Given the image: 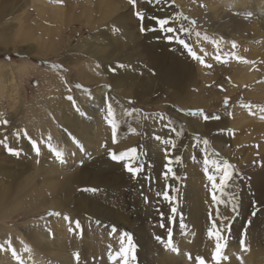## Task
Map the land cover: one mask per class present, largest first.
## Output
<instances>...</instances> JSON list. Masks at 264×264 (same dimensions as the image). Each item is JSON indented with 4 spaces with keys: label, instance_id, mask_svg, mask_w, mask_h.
Masks as SVG:
<instances>
[{
    "label": "rangeland",
    "instance_id": "1",
    "mask_svg": "<svg viewBox=\"0 0 264 264\" xmlns=\"http://www.w3.org/2000/svg\"><path fill=\"white\" fill-rule=\"evenodd\" d=\"M51 1L0 0V140L6 138V143L15 150V143L21 140L31 148L34 140L40 148L39 155L35 151L30 158L28 149L13 155L0 144V258L20 260L19 263L24 264L17 258L19 250L22 255L28 250L32 253L35 248L38 250L39 245L28 234L42 230L41 245L47 249L53 247L55 251L63 245L71 249L74 237L80 236L78 240H82H77L79 260L75 255L72 264H107L108 260L90 257L95 252L92 240L99 230L93 228L97 227L99 219L86 211L77 214L74 206L81 193L90 191L85 189L98 190L113 185L122 189L121 199L125 205L117 207L113 201L101 200L102 208L128 218L132 226L146 231L152 242L159 243L156 237L163 223L166 230L177 231L182 237V246L192 250L189 254L183 250L186 257L198 253V247H192L198 244L196 233L189 234L187 228L180 225L188 217L184 214L182 200L168 203L154 215L146 209V185L141 181L151 158L145 147L137 151L138 163L134 167L143 166V171L135 178L126 171L127 160L113 161L109 150L92 152L96 146L90 144L101 143L99 139L105 134L99 131L108 126L106 117L99 122L100 126L93 123L89 115L96 108V97L103 94L105 99L114 96L142 114L140 133L149 132L146 134L149 139L155 138V134L162 139L171 138L177 146L174 150L171 145H165V149H169L168 155L172 157L173 152H179L181 158L177 167L185 173L179 175L181 183L186 184L184 177H193L192 189L198 196L193 210L197 218L193 222L201 228L200 251L207 252L202 255L205 264H217L212 259L215 238L208 236V229L213 220L219 226L223 217L227 218L224 223L229 228L222 233L226 247L220 264H228L231 258L237 264H264V0H152L151 3L138 0L135 9L129 0ZM136 11L144 14L143 21H138ZM154 18L169 19V26L177 31H160ZM142 26L149 30L141 32ZM181 28L184 31H180ZM119 30L128 33L126 40L118 38ZM178 39H183L196 51L203 63L192 58ZM102 55L106 58L102 59L104 62L99 59ZM217 55L220 60L216 59ZM105 64H111L115 73L123 72L126 78L121 81L127 86L112 85L103 70ZM60 93L65 97L71 95L75 101V105L69 101L71 107L66 108L72 112L67 127L57 123L46 105ZM56 110L55 114L61 117L62 109ZM105 112L107 114V108ZM102 114L98 111L97 118L101 119ZM204 116L210 118L205 120ZM5 120L7 124L3 123ZM46 120L56 129L54 132L45 128ZM76 120L88 127L90 138L95 142L88 140L90 144H87L85 138L71 130L77 128ZM188 120L193 122L194 130ZM99 133L100 137H96ZM203 139L209 141L207 146L203 145ZM102 143H106L105 138ZM128 147L117 152L130 150L131 145ZM54 150L63 154V162L55 156ZM160 152L166 155L164 149ZM103 154H107V160L112 163L109 167L89 164L91 159L97 160ZM214 160L220 164L227 161L233 172L222 197L224 203L219 205L211 199L208 179L209 175L220 176L212 163ZM51 169H59L65 175L71 173L70 176L87 170L94 185L78 181L71 183L72 190L66 193L61 185L62 175L57 176ZM54 178L60 182L57 187L45 186ZM166 182L172 191L173 186L177 188L176 176H169ZM95 193L93 196L98 199ZM53 195L60 200V207L56 208ZM234 203L238 205L236 212L232 210ZM173 206L177 208L175 222L170 219ZM54 212L60 215H49ZM59 218L73 222L68 231H74V235L69 232L66 235L67 229L59 228L56 224ZM76 221H79V229ZM102 227L109 236L117 233V230L113 232L114 222H104ZM92 233L95 234L87 235ZM132 237L135 260L131 264H153L152 253H145L139 261V247ZM57 242L64 243L60 246ZM177 254L178 251H168L163 262H174ZM47 257L43 258L44 264H61L60 258ZM197 257L200 256L193 255L188 263L197 264ZM109 263L123 264L121 252Z\"/></svg>",
    "mask_w": 264,
    "mask_h": 264
},
{
    "label": "bare ground",
    "instance_id": "2",
    "mask_svg": "<svg viewBox=\"0 0 264 264\" xmlns=\"http://www.w3.org/2000/svg\"><path fill=\"white\" fill-rule=\"evenodd\" d=\"M51 2H53V1H51ZM59 8L61 9V7H59ZM61 10H59L58 13H60ZM113 26L114 27H117V23H116V25L113 24ZM118 27H119V24H118ZM123 29H126V28H123ZM118 38L126 40V38H128V33H125L124 31L123 32L120 31V33L118 34ZM101 48H103V47H101ZM91 50H93L92 47H91ZM100 50H102V49H100ZM99 59H101V62H104L102 59L105 60L106 58L103 57V55H102ZM103 70H104V72H106L107 77H108L109 81H111L112 85H114L115 87H118L119 85L127 86V83H124V82L121 81V80H123V79L126 78L125 77V74L123 72H121V71H119V72L117 71L116 73L113 72L112 71L111 64H107L106 66H103ZM128 88H130V87L128 86ZM128 90L130 91V89H128ZM133 90H135V89H133ZM121 92H122V90H121ZM105 94H107V93H105ZM102 95H99V96L96 97V101H97L96 108H95L94 111L91 110L93 113L90 111L91 113H89V115L93 117V119H92L93 123H97L98 125L101 126V124H99V122L102 121V120L105 121L103 119V117H106V115H105L106 112L105 111H106L107 106L104 105V104H106L108 102L112 106L113 111H114V114H115L114 115V119H115V122L118 125L117 135H116V143H113V139H112V127L110 126L109 123H108L107 128L104 126L99 131V132H101V134H105V136H102L100 138L101 140L99 139V141H101V143H98V144L93 139L90 138V135L91 134H89L88 127L87 126H83V124L79 120H76L77 128H74V129H71V130H74L75 133L77 134V136H80L81 138H85L87 144H90L89 141H91V142L94 141L97 145H95V143H91L90 144V145L94 144L93 146H96L95 148L93 147V150H92V152H94V153L104 152L106 150H111V151L117 152V151H119L120 148H123V147H126V146H129L130 147V145H131V148H136L137 151L139 149H141V147H145V149H147V151H149L148 152L149 153L148 157L151 158L149 160V167H147L145 169L144 175H142L143 176V180L141 182H142V184L146 185V192L145 193H146V196L148 197V203H147L148 205H147L146 209H148L154 215L156 213V211H158L160 208L167 207L168 206V203H169L168 201L163 200L162 196H159L158 197L156 195L157 192L163 193V191L165 189V185L168 184L166 182V179L162 175L163 172H164L163 171V168H164V165L166 163V159H165V155L163 156L161 154V152H160V150H163V149L165 150V144L158 143L157 141H155L156 140L155 138L149 139L150 137L148 135L146 136V134L149 133V132L143 133V134L140 133L139 130L141 129V126L139 127V121H141L142 114H139L138 112H136L135 110H133L130 106H128L127 104L123 103L120 99H118V98H116V97H114L112 95H111L112 96L111 98L109 97V100L110 101L107 100V99H105V97L102 96ZM126 95L128 96V94H126ZM46 105L48 107H50V110L53 112V114H54V116L56 118L57 123H60L61 122L66 127L70 125L69 121H70V119H72V117H71L72 116V114H71L72 112H70L69 109L68 110L66 109V108L71 107V105H70L69 100L67 99V97H65L63 94L60 93V95L57 96V98L55 100H53L50 105L49 104H46ZM59 108L62 109L61 112L63 113V115L61 117L59 115L55 114L57 112L56 109H59ZM98 111H101L103 113L102 116H101V119H98L97 118V116L99 115V114L97 115ZM128 113H131V115H129ZM66 115L68 116L67 118H66ZM183 117H184V115H183ZM89 119H90V117H89ZM52 122H53V120H52ZM89 122H91V121H89ZM93 123H92V125H93ZM192 124H193V122L192 121L190 122L188 120L189 127L191 128V130H194L195 127L193 128ZM44 125H45V128H47L49 131L54 132L56 130V129L55 130L53 129L54 127L53 128L51 127V124L49 123L48 120H46L44 122ZM100 126L96 130L100 129ZM91 130H93V129L91 128ZM137 135L140 136L139 139L136 138ZM157 135L158 134H155V136H157ZM94 136H95V134H94ZM96 137H100V133H99V136H96ZM103 138H105V140H106V143L105 144L102 143L103 142ZM66 139H68V138H66ZM95 139H97V138H95ZM15 145H16V148H17L18 152L19 151L20 152H24L25 149H28L29 151L27 152V154L30 156V158H31V156L35 155V150L33 149V147L32 148L30 147V144H27L26 142H24V141L21 140L19 142H16ZM180 147H181V145H180ZM131 148H129V149H131ZM173 153L175 155L173 158L178 157L179 152L175 151ZM169 156L172 157L173 155L170 154ZM179 158H181V157H179ZM107 159H108L107 158V154H103L101 157H98L97 160H92L91 159L90 160L91 163H89V164L96 165L97 167L100 166V168L101 167H109V165L112 164V163H110ZM125 162H128V161H125ZM51 163L52 164H55L54 162H51ZM136 163H138V162L135 161L134 164H133V166ZM179 163H180V160H179V162H176L175 160H173V163L171 165L173 167V170L175 172V176L177 178V188L173 186L174 190L172 191L170 189L169 190V195L172 196V197H174V201L173 202H175V201L178 202V200H182L183 201V204H184V214H186V215L188 214V217L186 218V220L181 221L180 225L184 223L183 225H184V227L187 228V231H188L187 233L192 234L193 231L196 233V241H197L198 244L193 245L192 247L197 246L198 247V251H196V252H198L199 254L198 253H196V254L191 253V254L198 255V256H200L202 258V255H207V252L206 251H200V249H201V246H200V244H201L200 238H201L202 232L200 231L201 228L199 227V224L193 222L194 219L197 218V217L195 218V215L193 213L194 212L193 210L196 207V204H197V199L196 198L198 196L194 192V190L192 189V183H193V179L192 178L193 177L192 178H190V177H187V178L184 177L183 181L186 184H182L181 181L179 180V175L185 174L182 171L181 167H177ZM116 165L118 166L119 164L117 163ZM49 167H52V165H49ZM55 167H57L56 164H55ZM55 167H52V168H55ZM160 168H161V171H160ZM196 169L198 170L199 168L196 167ZM51 170L54 171L55 173H57V176H61L62 175L63 179L61 181V185L63 187V190L66 193H69L72 190L71 189L72 188L71 187V183L73 184V183H77L78 181H82V182H87V185H94L92 183V181H91V178L89 177V174L90 173H88L87 170H81L80 173L73 174L71 176L69 175L71 173L65 175L61 171H59V169H51ZM103 170H104V168H103ZM49 181L50 182L47 185H45V184L44 185L47 186L48 188L53 187V189L55 187H57L58 184L60 183V182H58L57 179H55L54 181H52V180H49ZM196 181H198V180H196ZM171 185H173V184H171ZM97 187H100V184L97 185ZM112 187H115V188H112ZM50 190H52V189H50ZM95 192L98 194V199L93 196V194ZM95 192H90L89 191V192L81 193L78 196L77 200H76V205L74 206V212H76L77 214H81L82 211H86V213H89V214L95 216L96 219H99V221H98L99 223H97V227L96 228L94 227L93 229H99L102 233L99 230H97L96 231L97 232V235H96L97 237L94 238L95 240L94 239L92 240V243L95 245V246H93V247H95V252H94L95 254L93 253L90 256L92 259H94V260L96 259V260H100V261H102V259H103L104 262L106 260H108V263L107 264H110L109 263V260L115 258L116 255L120 251V246H121L120 236L123 233H125V229H127L128 230V233L131 232V236H133L132 238L134 239L135 244H137V246L139 247V256H140L139 261L142 260V257H143V255L145 253H146V255L149 254V253H152L150 255L153 257V260L151 261V263H153V264H190V263H188V260L190 259V257H188V254L192 250L189 249V248H187L186 246H182L181 245V244H183V241L180 240L182 237H179V234L177 233V231H172V241H173V245L172 246L174 248H176V249L178 248V254L176 256V260L174 262H172L170 260V261H167L166 263H164L163 262V258H165V256L167 258V252L168 251L169 252L172 251V248H169L166 245V241L168 239V230H166V226L165 225H164V227H160L159 232H158V235H157V236L162 237V239H163L164 242L163 243L161 241H159V243L152 242L151 241V238H150L151 236L146 231H144L143 229H141V227H139V226H132L130 224V221L128 220V218H123L124 216L123 217H120V216L116 215L114 213V211H112L110 209L102 208L103 207L102 206V203L103 202L105 203V202H110V201H113L114 204H116L117 207H121L122 205H125V204H122V199H121L122 189L119 186H115V185L109 186V187L108 186L107 187L104 186V188L102 187V189L100 188V189L96 190ZM52 197H54L53 200L55 202L54 204H56V208L57 207H60L62 205L61 202H60V200L58 201V198L55 195H53ZM101 200L103 202H101ZM148 210H146V211H148ZM146 211H145V213H146ZM134 217H135V215H134ZM153 217H152V219H153ZM147 218H149V217H147ZM59 219L56 221V224L59 225V228H60V226H62V227H64V228L67 229V231L64 232L65 234L67 232H69L70 234L74 235V233H73L74 231L73 232L68 231V230L71 229V227H69V225H72L73 222L71 220L65 221V219L64 220H62V219L59 220ZM108 220H110V221H108ZM111 221H113L115 223L117 233H114V235L109 236L108 233H107V230L102 227V224L104 222L113 223ZM95 233L87 234V235L88 236H91V235H94ZM41 234H44V232L42 230H39V232L36 233V234H35V232L33 230V232L31 231V234H28L29 238L32 239V240H34L39 245L40 248H38V250H35V249H37V248H35L34 251H33V253L31 252L32 250L31 251L28 250V251H26V255H22V250L20 249L19 250L18 257L17 256L16 257L19 258V259H21V260H23V263L24 264H30V263H32V264H44L43 258L44 257L48 258L47 256H49V257L51 256L53 258V260H55V258H60V263L61 264H72L73 257L79 251L77 249L78 248L77 240L80 239V236H79V238L72 236V237H74V244L71 245V247H70L71 249H69V250H68V248L67 249L65 248L67 246H65V247H63L64 245L62 246V244L64 242L62 244L60 242H57V243L61 244L60 246H62V247L59 248V250L55 251V250H52V248H53L52 246H51L52 248L50 247L51 249H47L48 247L41 245V243H42V239H40ZM60 235H62V234H60ZM68 236H71V235H68ZM84 236H85V234H84ZM62 237H63V235H62ZM53 241H55V240H53ZM83 243H84V241H83ZM89 243H91V242H89ZM81 244H82V242H81ZM125 246H127L126 242H125ZM183 250L186 251V252H188L187 257L185 256V253H184ZM29 254H31V255L29 256ZM8 257H10V256L8 255ZM19 261L18 260H14V259L8 260V259H5V257H1L0 258V264H20ZM138 264H141V263L139 262ZM210 264H212V263H210ZM228 264H237V262H236V260L234 258H231L230 261L228 262Z\"/></svg>",
    "mask_w": 264,
    "mask_h": 264
},
{
    "label": "snow or ice",
    "instance_id": "3",
    "mask_svg": "<svg viewBox=\"0 0 264 264\" xmlns=\"http://www.w3.org/2000/svg\"><path fill=\"white\" fill-rule=\"evenodd\" d=\"M149 3L152 2V0H148ZM137 3L138 0H129V4L131 5L132 8H136L137 7ZM135 16L137 17L138 21H143L145 19V16L142 12L140 11H136L135 12ZM156 19V24H158L159 26V30L165 33H174L177 31V29L169 26L170 24V20L167 18H154ZM194 23V22H193ZM149 29H147L146 27H141L140 31L141 32H145L148 31ZM180 31H184L183 28L180 29ZM197 35H199L197 33ZM168 39H172L171 36L168 37ZM178 43L180 45H182L185 49H187L188 54L196 59V60H200L201 63H203V60L201 59V57L199 55H197V52L194 51L183 39H178ZM233 47H235V44H233ZM217 60H220V56L217 55L216 56ZM78 88L82 87L81 85H77ZM67 99L71 102H73V105H75V101L74 98L69 95L67 97ZM225 103H227V100H225ZM129 115H131V113H128ZM190 115H197L196 113H189ZM114 111L111 105H108L107 107V114H106V119L108 120V123L110 124V126L112 127V139H113V143H116V135H117V129H118V125L115 122L114 119ZM210 117L208 116H204V119L207 120ZM215 119H219V117H213ZM161 119H164L163 117H161ZM4 124H7L8 121L5 120L3 121ZM171 123V121L169 120V124ZM167 127V125H165ZM173 132H175V129H172ZM156 140L161 141L163 144L165 145H171V148L174 149L176 147L175 143L171 140V138L169 139H162L160 136H156L155 137ZM198 141L200 140V137L196 138ZM203 145L207 146L209 144V141L207 139H203L202 140ZM0 144H3L4 147L6 148V150L13 154V155H19V152L17 150H15L12 147H9V145L6 143V138L5 140H0ZM32 147L33 149L36 151L37 155H39L40 152V148L38 147L36 141H32ZM49 147H51L49 145ZM55 151V156L60 159L61 162H63V154L58 151V150H54ZM169 149H165V159H166V163L164 165L165 171L163 172V176L165 179H167L169 176L175 177V172L173 170V167L171 166L173 163V160H175L176 162H179V157H171L168 155ZM109 155L110 158L113 161H125L127 160L128 162L125 163V168L126 171L129 172L130 174H132L133 178L137 177L142 171H143V166H136L134 167L133 164L134 162L138 159V155H137V149L136 148H131L130 150L124 151V152H115V151H111L109 150ZM212 163L216 166V170L218 173H220V176H216V175H209L208 179L211 182V199L212 201L219 205L221 203H224V200L222 199L225 189L227 188V185L229 183V181L232 179L233 176V172L230 170L232 169V165L229 164L227 161H224L222 164L217 163L216 161H212ZM205 164H208V160L205 159ZM205 172H208V168H205ZM217 180H219V183H217ZM171 188L170 185H165V189L163 191V193L161 192H157L156 195L162 196L163 200L168 201L170 204L173 203L174 201V197L169 195V189ZM85 190H90L95 192L96 189H85ZM178 191V190H177ZM219 193V196L218 194ZM236 198L233 197V200H235ZM145 203H147V197H145ZM238 209V205L237 204H233L232 206V210L233 212H236ZM159 211V210H158ZM171 221L175 222L176 219V214H177V208L175 206H173L171 208ZM49 215H60L59 213H49ZM161 217H163V212H160ZM216 215L219 217L220 213L217 211ZM253 215H255V212H253ZM65 219H68L67 217H65ZM226 217L221 218V222L220 225H217V222L215 220L212 221V226L208 229V236L214 237L215 238V251L213 253L212 259L215 260L217 262V264H220V261L222 259V251L223 249L226 247V241L224 239L223 236V231L227 228H229V225L224 223V221L226 220ZM76 224V228L79 229L80 224L79 221L75 222ZM161 227H164V224L161 223L160 225ZM181 227H184L183 224H181ZM116 229L113 228V232H115ZM156 239L158 241H161L162 243L164 242L162 237L157 236ZM120 241H121V256L123 259V264H131L132 261L135 260V248L134 245L132 243V239H131V235L127 232L123 233L120 236ZM125 242L127 244V246H125ZM166 245L169 248H172L173 251H178V249L174 248L173 245V241H172V230L169 229L168 230V239L166 241ZM15 254V253H13ZM191 258V257H190ZM76 259L79 260V254H76ZM196 262L197 264H205V260L201 257H197L196 258Z\"/></svg>",
    "mask_w": 264,
    "mask_h": 264
},
{
    "label": "crops",
    "instance_id": "4",
    "mask_svg": "<svg viewBox=\"0 0 264 264\" xmlns=\"http://www.w3.org/2000/svg\"><path fill=\"white\" fill-rule=\"evenodd\" d=\"M263 134H264V132H263Z\"/></svg>",
    "mask_w": 264,
    "mask_h": 264
}]
</instances>
